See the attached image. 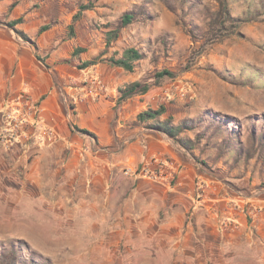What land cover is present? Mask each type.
I'll return each mask as SVG.
<instances>
[{
	"label": "rangeland",
	"instance_id": "rangeland-1",
	"mask_svg": "<svg viewBox=\"0 0 264 264\" xmlns=\"http://www.w3.org/2000/svg\"><path fill=\"white\" fill-rule=\"evenodd\" d=\"M224 1L227 18L212 27L221 0H0V24L21 18L16 28L39 25L38 35L53 28L69 58L111 65V56L139 48L145 57L126 73L189 125L181 136L202 133V144L214 143L193 151L204 173L194 200L211 211L186 212L184 224L171 202L158 229L133 210L99 220L92 203L84 208L75 192L59 191L65 185L39 187L33 157L19 159L0 138V264H264V0ZM129 10L136 20L107 46V32ZM162 69L173 74L157 79ZM164 171V182L179 185L176 171ZM67 195L74 202L62 201Z\"/></svg>",
	"mask_w": 264,
	"mask_h": 264
},
{
	"label": "crops",
	"instance_id": "crops-1",
	"mask_svg": "<svg viewBox=\"0 0 264 264\" xmlns=\"http://www.w3.org/2000/svg\"><path fill=\"white\" fill-rule=\"evenodd\" d=\"M6 7L0 3V11ZM39 27L19 25L32 36L37 45L34 47L0 24V138L7 125L3 109L22 111L14 102L21 93L27 94L39 107L38 120L34 123L30 118L31 123L11 146L19 159L33 157L32 182L41 188L65 185L59 191L75 192L84 208L92 203L99 220H117L133 210L142 224L157 225L158 229L166 226L171 202L175 201L176 217L184 224L186 212L208 208L194 200V183L204 173L199 171L192 153L137 121L140 112L156 109L164 101L159 92L151 89L120 99V88L135 80L133 75L106 63L79 69L78 62L86 58H69L63 44H59L62 38L55 36L53 28L38 35ZM92 79L102 80L105 89L94 87ZM166 107L167 115L173 117L174 112ZM173 123L177 124L174 117ZM45 130H51L52 135H46ZM161 163L177 172L179 185L170 186L164 178L126 172L143 164L158 169ZM74 200L68 195L62 199L65 203ZM120 200L125 203L123 208L118 204Z\"/></svg>",
	"mask_w": 264,
	"mask_h": 264
},
{
	"label": "trees",
	"instance_id": "trees-1",
	"mask_svg": "<svg viewBox=\"0 0 264 264\" xmlns=\"http://www.w3.org/2000/svg\"><path fill=\"white\" fill-rule=\"evenodd\" d=\"M90 6L85 5L82 7V9L89 8ZM81 9V10H82ZM81 12L75 15V20L78 18ZM138 12L137 10H129L126 11L122 14L120 21L118 24L115 26L114 29L109 30L107 32V38H106V44L107 46L110 45L111 41L116 40L119 37V34L123 28L128 26L129 24L133 23L136 18H137ZM226 4L224 0H221V5L219 8V11L217 13V18L212 21L213 26L216 24V20L220 19H226ZM226 17V18H225ZM22 20L21 18L11 21V22H6L3 23L7 27L13 29L17 36H19L21 39H23L26 42H29L32 46L36 47L35 41L23 30H20L16 28V25L20 23ZM0 23H2L0 21ZM48 26H43L42 29H47ZM74 26L73 24L70 25V29L73 30ZM145 57V54L137 47L134 46H129L123 50L121 55L119 57L111 56L108 58V61L111 65L121 67L126 71H133L136 63L140 60H142ZM104 58H100V56H97L95 58H91L89 60H85L83 62V65L81 68H85L91 65H95L101 61H103ZM173 72L167 70V69H162L159 70L155 73V77L158 79L160 77H163L165 75H172ZM150 86L146 84H142L140 81L135 80L132 82H129L125 85V87L120 88V99H124L127 97H130L134 94L137 93H145L149 90ZM167 115V107L164 104H160L158 108L153 109V108H148L142 112H140L137 116V121L139 123H144L145 127L148 129H151L156 132L163 133L167 135L169 138L174 140L177 144H179L181 147H183L186 151H190L192 155H194L193 151L195 149H200L205 150L210 148V146H214V143L211 141L209 143H204V138H206L205 134H200L196 133L195 134V139H190V138H184L181 136V134L188 129L187 124L185 123H179V124H174L173 123V117L171 115H167V117L163 120L160 119L161 116ZM79 131L83 133H91L88 130L77 128ZM204 137V138H203ZM219 152H222V154L225 153L223 150L222 144H219L217 147ZM195 159V157H193ZM196 160V159H195ZM202 164H206V162H202Z\"/></svg>",
	"mask_w": 264,
	"mask_h": 264
},
{
	"label": "built area",
	"instance_id": "built-area-1",
	"mask_svg": "<svg viewBox=\"0 0 264 264\" xmlns=\"http://www.w3.org/2000/svg\"><path fill=\"white\" fill-rule=\"evenodd\" d=\"M92 85L100 90H104L106 84L100 79H92ZM15 106L22 108V111H13L11 108H4L3 118L7 123L4 130H2L1 139L6 145L13 144L16 138L21 134V130L30 124V118L33 122H37L39 115V107L33 100L25 93H21L14 102ZM46 135H52L51 130L44 131ZM127 173L133 172L135 174H145L153 179H161L165 175L164 165L161 163L158 169H152L149 164H145L139 170H126Z\"/></svg>",
	"mask_w": 264,
	"mask_h": 264
}]
</instances>
